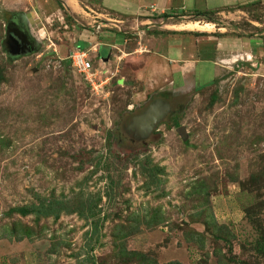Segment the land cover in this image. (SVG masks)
Listing matches in <instances>:
<instances>
[{
	"label": "rangeland",
	"instance_id": "rangeland-1",
	"mask_svg": "<svg viewBox=\"0 0 264 264\" xmlns=\"http://www.w3.org/2000/svg\"><path fill=\"white\" fill-rule=\"evenodd\" d=\"M54 2L46 11L41 0H0V264H140L121 248L148 264H264V1L208 10L206 0H169L166 14L183 34L215 35L201 55L215 66L200 61L163 117L151 109L156 92L145 98L141 83L94 88L69 51L56 50L75 28L96 32L113 20L71 17ZM13 21L34 44L11 59ZM131 35L130 51L147 36ZM37 195L76 210L7 214ZM132 223L139 230L116 241ZM215 225L228 240L214 239ZM192 229L206 234L188 238Z\"/></svg>",
	"mask_w": 264,
	"mask_h": 264
},
{
	"label": "crops",
	"instance_id": "crops-1",
	"mask_svg": "<svg viewBox=\"0 0 264 264\" xmlns=\"http://www.w3.org/2000/svg\"><path fill=\"white\" fill-rule=\"evenodd\" d=\"M41 1L45 10L48 11L47 7L51 0ZM59 1L56 0L55 5H50L55 8H51L55 12L61 10L65 12L66 9L71 17L76 16L83 19L87 15H93L95 18L111 19L113 23L105 20L104 24L97 26L96 32L75 28L69 35L70 40L56 45V50L62 55L68 51L70 54L77 47L87 50L88 58L97 72V77L103 81L101 84L103 88L124 86L127 83L134 86L141 83L144 85L143 91L146 92L145 98H148V94L156 92L154 100L150 103L154 115L166 116L170 113V99L175 95L174 90L181 91L188 84V79L192 75H197L196 68L200 61L210 62L215 66L211 57L201 56L205 54V49L209 50L212 45L210 40L215 35L199 30L197 31L205 34L196 37L193 34H183L185 29L181 23L170 21L169 18H173L172 15L167 18L164 16L170 9L173 10L172 7H168L171 5L169 0ZM255 1L259 0H206L208 6L206 9L237 7V5ZM152 3L156 4L153 9L150 7ZM220 12L226 11L221 10ZM228 13L231 14L232 11L228 10ZM109 14L113 16L107 17ZM101 25L112 29L99 32ZM141 33L147 34L146 37H141L144 44L130 51L127 48L129 43L127 38H130L128 34H133L131 36L137 38L138 35L141 36ZM158 40L166 44L163 50L157 46ZM142 57L144 59L140 61ZM145 60L147 61L143 67ZM125 63L131 66L132 70L128 71L129 73L124 70ZM195 80L197 82L196 77ZM108 83L109 85L106 86Z\"/></svg>",
	"mask_w": 264,
	"mask_h": 264
},
{
	"label": "trees",
	"instance_id": "trees-1",
	"mask_svg": "<svg viewBox=\"0 0 264 264\" xmlns=\"http://www.w3.org/2000/svg\"><path fill=\"white\" fill-rule=\"evenodd\" d=\"M59 1V0H58ZM60 2V1H59ZM62 5V4H61ZM63 7V6H62ZM64 8V7H63ZM67 14V13H66ZM197 14L199 15H205V16H208L209 13H206V12H198ZM165 17H168L169 15L166 14L164 15ZM195 34H198V35H203L205 33L203 32H196ZM11 56V55H10ZM13 59V56H11ZM2 73L0 72V79L2 78ZM262 174V176L264 177V170H262V172L260 173ZM39 197V203H34V204H31V205H23V206H15V207H11L8 211V215H12L14 213H18L22 216H26V215H29V214H34L37 218V220H39L41 217H48V216H54L55 219H58L61 214L63 212H72L73 210H76L71 207H69L67 205V200L66 199H57V198H52V199H49V198H43L41 197L40 195H37ZM99 201V200H98ZM80 212V214H83L82 211H78ZM206 211H201V213H205ZM92 214H94L92 212ZM91 214V215H92ZM149 216V215H148ZM133 217H135V219H137L136 221H138L139 219V214H135ZM147 218V217H146ZM146 223L148 224V226H151L154 224V222H160L159 219L158 221H155L156 218L154 219H146ZM213 221V215L212 213H209L208 214L206 213V225H207V228L206 230L209 232L210 229H209V223ZM139 223V222H138ZM133 224L132 225H122V230H117V235H115V240L116 241H121L122 243L124 242V240L126 238H128L129 235L137 232L139 230V224ZM215 230V231H214ZM192 231V232H191ZM190 231V234H189V231H187V237L194 239L195 237L192 235H198V236H205V232L204 233H200L199 231H196L195 229H192ZM212 231H213V237L215 240L219 241V240H228V237H227V234L229 232H225L224 229H223V226H217L215 225L214 228H212ZM264 248V245L262 246ZM121 253H122V257L123 258H127L128 260H138L140 264L144 263V264H148V263H151V259H147L148 257L145 256V254L141 253L140 251H135V250H127L125 248H121ZM222 264H232L231 263V260L229 259L228 261H221ZM159 264V263H157ZM163 264H182L181 262H179L178 260H173V261H169L167 263H163Z\"/></svg>",
	"mask_w": 264,
	"mask_h": 264
},
{
	"label": "built area",
	"instance_id": "built-area-1",
	"mask_svg": "<svg viewBox=\"0 0 264 264\" xmlns=\"http://www.w3.org/2000/svg\"><path fill=\"white\" fill-rule=\"evenodd\" d=\"M68 57L72 60L74 67L78 69L94 88H96V86L103 87V85H101L103 81L100 80L99 83H96V80L99 78L97 77V72L94 69L91 60L88 58L87 50L77 47L70 52Z\"/></svg>",
	"mask_w": 264,
	"mask_h": 264
},
{
	"label": "water",
	"instance_id": "water-1",
	"mask_svg": "<svg viewBox=\"0 0 264 264\" xmlns=\"http://www.w3.org/2000/svg\"><path fill=\"white\" fill-rule=\"evenodd\" d=\"M4 46L7 53L13 57H18L28 51V49H24V47H22L19 37L13 30L10 29V26L7 28V36L4 40ZM178 131L181 135L185 136L184 126L178 127Z\"/></svg>",
	"mask_w": 264,
	"mask_h": 264
},
{
	"label": "flooded vegetation",
	"instance_id": "flooded-vegetation-1",
	"mask_svg": "<svg viewBox=\"0 0 264 264\" xmlns=\"http://www.w3.org/2000/svg\"><path fill=\"white\" fill-rule=\"evenodd\" d=\"M10 28L19 37L22 47H24V49H28V51L31 50L34 41L32 40L33 39L32 36L28 34L26 29L23 27H19V24H17V22L15 21L11 23Z\"/></svg>",
	"mask_w": 264,
	"mask_h": 264
}]
</instances>
